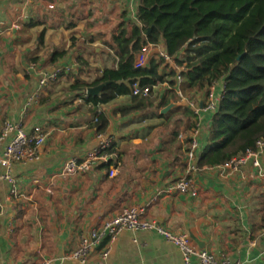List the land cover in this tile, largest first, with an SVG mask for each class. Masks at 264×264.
Masks as SVG:
<instances>
[{
  "label": "crops",
  "instance_id": "0c3cea01",
  "mask_svg": "<svg viewBox=\"0 0 264 264\" xmlns=\"http://www.w3.org/2000/svg\"><path fill=\"white\" fill-rule=\"evenodd\" d=\"M49 4L56 9L49 10ZM138 8L139 0H0V135L6 121L22 123L30 135L41 127L47 135L39 161L14 165L16 195L10 183L0 185V264H41L44 259L79 264L71 255L81 238L137 205L147 208V219L176 235H189L197 249L218 259L264 264V183L251 167L242 174L220 166L190 172L187 140L193 131L187 132V119L174 137V116L185 107L159 118L172 102L199 108L206 97L186 84L178 87L176 78L182 68L175 63L161 66L159 73L166 79L151 98L152 107L143 109L139 104L144 99L134 102L129 96L99 106L108 121L104 132L94 122L88 90L76 89L77 78L70 74L50 83L36 103L27 105L39 90L40 77L30 70L34 64L45 71L74 66L73 73L89 83L104 68L116 66L110 51L102 55L104 51L97 47L92 55L90 43L96 45L97 40L90 26L107 32L110 27L102 25L110 24L118 31L124 21L138 23ZM66 19L72 23L67 30ZM79 32L85 45L77 43L54 62L57 52L70 47L72 34ZM156 46L164 50L163 43ZM35 57L37 61L32 60ZM173 70L178 75L172 78L168 74ZM223 88L219 83L217 92ZM193 111L198 115L197 127L208 136L213 114ZM100 136L112 141L111 163L100 162L86 175L64 176L65 163L98 149ZM110 167L117 169L114 179L109 177ZM186 177L196 181L197 197L172 190ZM108 241L87 264H184L180 249L153 232H123L103 259Z\"/></svg>",
  "mask_w": 264,
  "mask_h": 264
},
{
  "label": "trees",
  "instance_id": "16d2710c",
  "mask_svg": "<svg viewBox=\"0 0 264 264\" xmlns=\"http://www.w3.org/2000/svg\"><path fill=\"white\" fill-rule=\"evenodd\" d=\"M137 21H124L118 33L103 42L116 66L104 68L91 83L69 75L77 78L74 87L83 92L107 84L99 96L87 94L93 115L98 114L99 106L119 97L140 101L131 90L136 82L143 88L164 83L166 77L159 73L163 61L152 60L143 69L134 66L135 56L145 46L163 43L165 52L182 68L180 76L190 90L204 97L213 86L224 84L199 167H219L255 149L264 139V0H139ZM44 35L41 33V39ZM74 35L72 45L57 52L54 62L75 46L78 38ZM177 75L176 70L168 74ZM151 98L139 107H152ZM182 112L174 116V137L179 136L183 119H187V132L197 128L195 111L185 107ZM96 126L99 132L107 128L103 114ZM187 143L191 145V138ZM106 152L111 154L112 149Z\"/></svg>",
  "mask_w": 264,
  "mask_h": 264
},
{
  "label": "built area",
  "instance_id": "2783aa9c",
  "mask_svg": "<svg viewBox=\"0 0 264 264\" xmlns=\"http://www.w3.org/2000/svg\"><path fill=\"white\" fill-rule=\"evenodd\" d=\"M36 0H27V3H33ZM49 10H55V4L48 5ZM156 55V56H155ZM157 57L164 64L174 63L165 50H160L156 45H147L141 52L135 56L134 66L136 69L148 67L150 59ZM73 66H63L54 68L51 71L39 69L37 65L30 67L31 71L37 72L39 80V90L28 101V106L36 103L43 91L50 83L56 82L62 75L72 74L75 69ZM179 88L184 82L179 75L176 78ZM157 86L141 87L138 82L131 86L132 94L142 99L149 98L158 89ZM224 88L219 93L217 85L213 86L207 93L204 100L203 109L198 105H192L196 112L203 111L207 114H214L221 102ZM181 98H184L183 91L178 90ZM102 114L98 110L94 122H98L99 116ZM208 136L204 135L199 127L193 131L191 145L187 154V164L190 172H196L199 168L198 161L203 155ZM180 138H183L181 136ZM47 135L41 127H36L30 135L25 130L22 123L6 121L4 123L0 135V185L8 182L13 186L12 195H16V182L12 175V169L16 164H31L40 160L42 149L46 145ZM101 145L98 149L92 150L84 159H69L63 168V175L66 177H74L86 175L94 170L100 162L105 165L109 164L110 156L106 152L112 147L111 139L100 136ZM2 149V150H1ZM223 170L233 171L234 173H244L247 167H251L255 176L264 183V139L259 140L255 149H249L239 157L232 158L224 165L220 166ZM118 176L117 169L109 168V177L114 179ZM172 190H175L182 196L191 195L198 196V188L193 178L186 177L176 183ZM147 208L137 205L124 209L119 215L106 222L100 230H91L87 232L80 240L79 247L71 255V259L79 264H87L92 253L100 247L106 239H109L107 246L102 254L103 259H107L111 253V245L118 240L119 236L125 231L131 232H153L166 241L180 249L183 254L184 264H247L241 261H231L229 258L218 259L214 254L206 250L197 249L187 234L176 235L166 229L156 220L146 218ZM41 264H53L50 259H44Z\"/></svg>",
  "mask_w": 264,
  "mask_h": 264
},
{
  "label": "rangeland",
  "instance_id": "374dc122",
  "mask_svg": "<svg viewBox=\"0 0 264 264\" xmlns=\"http://www.w3.org/2000/svg\"><path fill=\"white\" fill-rule=\"evenodd\" d=\"M65 21H67L68 23L66 24V26L68 25H70V24H72L69 20H65ZM68 26H67V28H66V30L67 29H69L68 28ZM103 27H105V26H107V27H110L108 30L109 31H107V32H105L106 30L104 29V32H99V30L98 29H96V27H95V25L94 26H90V31H92L93 33H94V40H97V42H99V44L97 43V42H94L96 45H92V43H90V48L89 49H91L92 51H94L93 53H92V55L93 56H95L94 55V53H95V49H97V47L98 48H100V49H102L101 50V52L102 51H104V52H102V55L104 54V53H107L108 52V49L103 45V42L104 41H106V40H110L111 39V37H112V35H114L115 33H118V31L113 27L112 28V25H102ZM93 30H92V29ZM95 28V29H94ZM87 30V29H86ZM91 32V33H92ZM76 35H78V39L76 40V42H75V45L77 44V43H80V45L82 46V45H85L83 42H81L82 41V36H81V34H80V32L78 33V34H75L74 36H76ZM92 38V37H91ZM72 42H73V39H71V42H69V45L71 46L72 45ZM100 52V53H101ZM106 57H108V56H106ZM110 61V60H109ZM72 74H74V73H72ZM92 74V73H91ZM98 74V73H97ZM73 76V75H72ZM74 76H75V74H74ZM76 76H77V74H76ZM157 91V90H156ZM156 91L154 92V94L152 95V98L154 99V97H155V94H156ZM83 92V91H82ZM84 93V92H83Z\"/></svg>",
  "mask_w": 264,
  "mask_h": 264
},
{
  "label": "water",
  "instance_id": "95a60500",
  "mask_svg": "<svg viewBox=\"0 0 264 264\" xmlns=\"http://www.w3.org/2000/svg\"><path fill=\"white\" fill-rule=\"evenodd\" d=\"M106 85L107 84L101 85V86L95 87V88H90L88 90V94L91 95V96H99L101 94V92L103 91V89L105 88ZM187 106H189V103L188 102H181V103H173L172 102L169 106H167L165 109H163V111L161 112V115L162 116L163 115H167L173 109L180 108V107H187ZM203 107H204V101H201V103H200V109H203ZM192 110H194V108H192Z\"/></svg>",
  "mask_w": 264,
  "mask_h": 264
},
{
  "label": "bare ground",
  "instance_id": "6f19581e",
  "mask_svg": "<svg viewBox=\"0 0 264 264\" xmlns=\"http://www.w3.org/2000/svg\"><path fill=\"white\" fill-rule=\"evenodd\" d=\"M190 105V104H189ZM192 108V107H191Z\"/></svg>",
  "mask_w": 264,
  "mask_h": 264
}]
</instances>
